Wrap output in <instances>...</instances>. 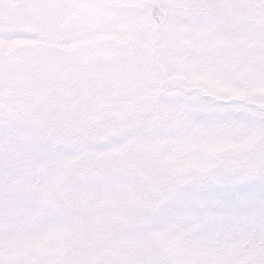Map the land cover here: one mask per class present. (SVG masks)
<instances>
[{"label":"snow or ice","instance_id":"6c2138e0","mask_svg":"<svg viewBox=\"0 0 264 264\" xmlns=\"http://www.w3.org/2000/svg\"><path fill=\"white\" fill-rule=\"evenodd\" d=\"M12 4L20 18L0 17V264H264V0H0ZM98 24L152 41L97 42L86 58ZM13 39L29 42L26 58ZM157 53L185 78L160 73L141 106L7 111L10 88L52 96ZM164 140L195 145L185 155L199 166L177 171ZM40 237L56 251L24 247Z\"/></svg>","mask_w":264,"mask_h":264},{"label":"rangeland","instance_id":"374dc122","mask_svg":"<svg viewBox=\"0 0 264 264\" xmlns=\"http://www.w3.org/2000/svg\"><path fill=\"white\" fill-rule=\"evenodd\" d=\"M0 17L7 21H16L20 18V11L14 4L0 7ZM150 44V34L143 35L138 30L104 29L99 24L85 44L84 56L93 57L98 54L99 48L95 45L100 43L107 49H116L125 42L132 44L140 39ZM0 43H3L0 40ZM29 42L24 39H13L8 47L12 50L14 57L26 58ZM160 73L167 74L169 80L185 78L180 71L173 70L172 61L165 60L162 54L157 53L155 60L146 59L142 54L135 58L120 57L116 66L106 75H94L87 80L86 87H65L52 96H29L10 88L7 96V111L9 115L32 114L39 112L43 115L55 117L58 120L71 118L74 114H97L109 113L114 109H128L138 107L154 96L158 89L154 86ZM200 76H194L193 82L199 81ZM213 87L222 90H232L221 81H214ZM237 95L248 94L247 90H234ZM253 91L264 95V87H256ZM256 137H249L248 143L254 142ZM234 142L220 141L214 147L222 150L233 146ZM164 152L163 159L177 171H189L199 166L198 161L185 155L195 145L184 142H173L171 140L161 141V148ZM65 177L56 176L54 182L60 184ZM24 247L45 248L48 251H56L49 247L46 238L40 237L24 244Z\"/></svg>","mask_w":264,"mask_h":264}]
</instances>
